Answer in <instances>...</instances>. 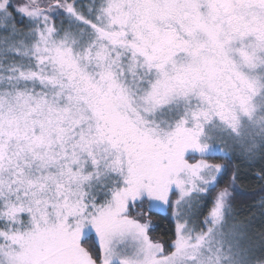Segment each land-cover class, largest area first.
I'll use <instances>...</instances> for the list:
<instances>
[{
    "label": "snow or ice",
    "instance_id": "snow-or-ice-1",
    "mask_svg": "<svg viewBox=\"0 0 264 264\" xmlns=\"http://www.w3.org/2000/svg\"><path fill=\"white\" fill-rule=\"evenodd\" d=\"M0 264H264V0H0Z\"/></svg>",
    "mask_w": 264,
    "mask_h": 264
},
{
    "label": "trees",
    "instance_id": "trees-1",
    "mask_svg": "<svg viewBox=\"0 0 264 264\" xmlns=\"http://www.w3.org/2000/svg\"><path fill=\"white\" fill-rule=\"evenodd\" d=\"M215 161L220 162V160L214 159ZM258 170L257 168H253L250 171H248V179L241 180L238 183V186L236 188V198L237 203L240 205H247L248 203L257 201L260 196V181L255 179L253 173ZM231 176V171H229L228 176H225L221 181L218 187H223L227 185L228 179ZM235 195V194H234ZM169 214L162 213L160 215L151 214V219L154 223V230L150 233L154 238H158L161 241L165 242L167 244L170 242V238L172 236L171 233V227L170 221L166 218V216Z\"/></svg>",
    "mask_w": 264,
    "mask_h": 264
},
{
    "label": "rangeland",
    "instance_id": "rangeland-1",
    "mask_svg": "<svg viewBox=\"0 0 264 264\" xmlns=\"http://www.w3.org/2000/svg\"><path fill=\"white\" fill-rule=\"evenodd\" d=\"M212 162H218V161H215V160H213ZM221 162V161H220ZM246 171H250V170H247L246 169ZM237 183H239V181L237 182ZM226 186V185H225ZM224 187V186H223ZM231 190V189H230ZM236 191L237 190H235V192H234V197H235V199H234V201H233V203H234V206L236 207V209H238V210H240V215H241V218H246V217H250L251 215H252V213L253 212H255L256 211V209L254 208V205L257 203V201H254V202H251V203H248L247 205H240V204H238L237 203V198H236ZM205 211H206V209H205ZM254 223H255V226L257 227V228H260L261 227V225H260V223H259V221H258V219L256 220V221H254Z\"/></svg>",
    "mask_w": 264,
    "mask_h": 264
}]
</instances>
